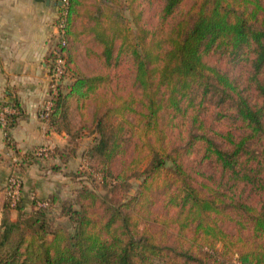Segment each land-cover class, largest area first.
Returning <instances> with one entry per match:
<instances>
[{
    "label": "trees",
    "instance_id": "trees-1",
    "mask_svg": "<svg viewBox=\"0 0 264 264\" xmlns=\"http://www.w3.org/2000/svg\"><path fill=\"white\" fill-rule=\"evenodd\" d=\"M64 37L46 122L70 146L24 158L67 161L91 135L72 176L92 186L8 196L0 264H264V0H69Z\"/></svg>",
    "mask_w": 264,
    "mask_h": 264
},
{
    "label": "crops",
    "instance_id": "crops-1",
    "mask_svg": "<svg viewBox=\"0 0 264 264\" xmlns=\"http://www.w3.org/2000/svg\"><path fill=\"white\" fill-rule=\"evenodd\" d=\"M58 13L56 0H0V108L16 101L22 110L9 130L14 146H9L0 126V224L11 172L22 177L27 210L35 197L62 199L69 186L78 184L71 169L81 161L79 154L67 161L60 156L39 162L24 158L39 146L62 150L70 146L69 135L54 131L39 115L50 94L48 56L56 42ZM11 214L12 219L17 218L16 210L10 209Z\"/></svg>",
    "mask_w": 264,
    "mask_h": 264
},
{
    "label": "built area",
    "instance_id": "built-area-1",
    "mask_svg": "<svg viewBox=\"0 0 264 264\" xmlns=\"http://www.w3.org/2000/svg\"><path fill=\"white\" fill-rule=\"evenodd\" d=\"M69 0H61V4L59 5V16L58 18H61L60 23L56 24L58 28V33L56 36V41L58 39H61L62 44H66V39L64 37V26H65V16L67 14V5ZM63 7V10L60 11V8ZM55 44L53 45V51ZM56 58L54 60V73L51 76V84H50V94L49 98L44 103L43 107L40 110V118L44 121L48 120L49 113L51 111L53 101L52 97L53 95L57 94V83L60 82L61 77L64 74L65 70V63L66 60L64 56L61 53H55ZM14 112V108L10 105H5L0 108V126L5 130L7 128L8 124V115ZM6 132V130H5ZM48 148L46 146H41L36 150L37 156H42V154L47 155ZM22 188H23V180L22 177L14 172L12 173L8 178V186L6 188L7 197L9 196L11 198V206H15L17 202L20 200L22 196ZM38 205L41 207L48 206L49 202L47 200L44 201H38Z\"/></svg>",
    "mask_w": 264,
    "mask_h": 264
},
{
    "label": "rangeland",
    "instance_id": "rangeland-1",
    "mask_svg": "<svg viewBox=\"0 0 264 264\" xmlns=\"http://www.w3.org/2000/svg\"><path fill=\"white\" fill-rule=\"evenodd\" d=\"M59 16V13H58ZM81 54L78 56V60L80 65L85 68V69H92V68H96L97 63L93 60H89L88 57L84 54V48L81 46ZM92 136L91 135H86L85 137H83V139H81V141L79 142V147L77 149V152L79 154V157H82L81 155L83 154V152L92 144ZM83 157L81 158V161H78V163H76V167L74 166L73 169H71V172H74L75 174H78L77 172L79 170L82 169V164L83 163ZM77 162V161H76ZM75 180H77V183H73L72 186H69L67 188V191L65 193V195L63 196L64 198H70L74 191L77 189V187L80 186V184H88L91 185V181L89 178L81 176L79 178L75 177ZM74 182V181H73ZM76 182V181H75ZM141 179L139 177H133L131 179V184H132V189H131V194H134L137 189H138V185L140 184ZM96 186H97V190L101 192V194H107V191L103 190V186L102 183L100 182H95ZM92 186V185H91ZM55 214V215H54ZM52 215H54L56 217L57 223H59L60 225H65V226H69L71 227V224L69 222V220L66 217H61L58 213V210H52ZM12 216V214L10 215V217Z\"/></svg>",
    "mask_w": 264,
    "mask_h": 264
},
{
    "label": "water",
    "instance_id": "water-1",
    "mask_svg": "<svg viewBox=\"0 0 264 264\" xmlns=\"http://www.w3.org/2000/svg\"><path fill=\"white\" fill-rule=\"evenodd\" d=\"M59 4H61V2Z\"/></svg>",
    "mask_w": 264,
    "mask_h": 264
}]
</instances>
